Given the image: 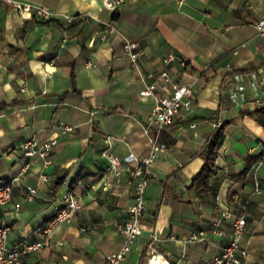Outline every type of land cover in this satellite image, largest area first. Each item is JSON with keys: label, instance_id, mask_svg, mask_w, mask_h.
<instances>
[{"label": "crops", "instance_id": "obj_1", "mask_svg": "<svg viewBox=\"0 0 264 264\" xmlns=\"http://www.w3.org/2000/svg\"><path fill=\"white\" fill-rule=\"evenodd\" d=\"M24 1L47 4L58 14L21 15L0 0V180L19 171L21 143L31 133L55 140L46 150L49 162L33 155L0 204V222L9 225L6 242L36 239L70 188L81 207L56 223L50 242L26 253V262L108 264L104 253L118 248V224L134 196L127 152L142 155L147 148L143 122L154 97L138 90L152 79L148 69L166 68L176 81L198 76L194 97L164 127L167 147L145 188L142 232L122 264H144L151 253L172 264H207L229 238L227 220L221 234L210 227L218 207L235 206L234 195L247 199L240 264H264V159L255 168L263 181L259 193L252 191L250 171L264 135V37L254 25L264 0H121L114 9L103 0ZM123 35L143 49L138 69L123 51ZM170 51L175 57L166 60ZM234 73L243 87L231 96ZM155 79V90L164 89ZM60 122L73 128L60 131ZM221 124L215 187L196 193L189 183L202 164L199 151ZM105 147L119 155V174L104 171ZM28 184L36 185L32 197ZM199 229L202 238L187 239ZM151 231L154 250L146 244Z\"/></svg>", "mask_w": 264, "mask_h": 264}, {"label": "built area", "instance_id": "obj_2", "mask_svg": "<svg viewBox=\"0 0 264 264\" xmlns=\"http://www.w3.org/2000/svg\"><path fill=\"white\" fill-rule=\"evenodd\" d=\"M11 3L21 15L35 13L41 17L56 16L58 11L52 6L43 3L29 2L24 0H3ZM121 0H103L104 5L114 9ZM66 20H71L73 15L63 13ZM254 25L257 32L264 37V12L255 20ZM104 36V33L101 34ZM123 51L129 57L130 63L139 68L137 57L143 52V49L137 47L135 40L129 39L123 35ZM236 51V47L233 49ZM175 57L173 52H168L165 56L166 60H171ZM180 64L184 61L182 57L178 59ZM147 75L152 79L147 81L139 90L140 94H150L154 97V104L149 113L146 114L143 129L146 134L147 148L142 155H137L131 150H128V156L133 160V165L128 171V181L133 186L134 196L133 201L127 206V217L118 224L122 234L121 242L117 249L109 250L104 253V258L108 264H122L126 253L130 250L135 239L142 232L141 216L145 205V188L148 179L154 175L153 164L161 150L167 147V142L160 138L161 130L173 123L175 116L180 108H189L194 97V84L197 80V75H192L185 81H176L171 78L169 71L166 68L159 70L150 68ZM160 77L165 88L161 91H156V79ZM234 85L229 87L230 95H235V88H242L240 82V74L234 73ZM193 124V123H191ZM60 131H67L73 128L72 124L60 122L57 123ZM55 136H45L39 140L35 133H31L21 143L23 161L19 171L11 175L7 180L0 182V204L5 203L11 196L12 188L19 177V173L24 171L30 165V158L33 155L41 157L44 163L49 162L50 158L46 155V150L54 142ZM258 159L255 165L250 169L252 174V191L259 193L262 191L263 181L256 175L255 168L264 159V135L261 136ZM101 154L107 159L104 166L105 172H114L119 174L120 157L109 147L100 150ZM27 197H32L36 192V185L28 184L26 186ZM236 204L233 207H218V214L213 220L210 230L214 233L221 234L223 229L220 223L227 220L229 223V238L222 245L220 251L214 254L207 264H240L245 254V248L240 245V237L243 233L246 224V207L247 199L234 195ZM61 202L54 204L53 213L42 223L39 236L36 239L29 241H16L12 243L6 242L9 225L5 222H0V264H28L25 254L31 251L39 250L44 245L50 242V233L52 227L64 220H69L72 213L81 207L82 202L79 196L70 188L64 190L58 198ZM84 229L83 226L80 227ZM204 229L192 231L187 239L195 240L203 237ZM157 235L151 231L147 246L154 250V241ZM61 242L60 240L58 241ZM172 264L169 260L162 256H154L152 253L147 257L144 264Z\"/></svg>", "mask_w": 264, "mask_h": 264}, {"label": "trees", "instance_id": "obj_3", "mask_svg": "<svg viewBox=\"0 0 264 264\" xmlns=\"http://www.w3.org/2000/svg\"><path fill=\"white\" fill-rule=\"evenodd\" d=\"M115 10L113 15H115ZM3 103H0V106ZM223 135V124L219 125L206 139L203 147L199 151L202 156V164L199 169L191 176L189 186L193 187L196 193H201L203 191L214 189L215 184L212 179L213 175L217 170V165L215 164V156L217 152V146ZM160 138L166 141L164 135V128L161 130ZM167 142V141H166ZM5 181L4 179L0 182Z\"/></svg>", "mask_w": 264, "mask_h": 264}, {"label": "bare ground", "instance_id": "obj_4", "mask_svg": "<svg viewBox=\"0 0 264 264\" xmlns=\"http://www.w3.org/2000/svg\"><path fill=\"white\" fill-rule=\"evenodd\" d=\"M153 264H156L155 262H153Z\"/></svg>", "mask_w": 264, "mask_h": 264}]
</instances>
